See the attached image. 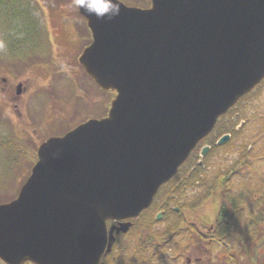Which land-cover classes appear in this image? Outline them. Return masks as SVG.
Returning <instances> with one entry per match:
<instances>
[{
    "label": "water",
    "instance_id": "95a60500",
    "mask_svg": "<svg viewBox=\"0 0 264 264\" xmlns=\"http://www.w3.org/2000/svg\"><path fill=\"white\" fill-rule=\"evenodd\" d=\"M120 3L113 20L79 9L92 31L80 63L117 94L107 116L44 141L18 196L0 203L6 264H101L115 232L133 225L108 221L148 208L219 117L264 79V0Z\"/></svg>",
    "mask_w": 264,
    "mask_h": 264
},
{
    "label": "rangeland",
    "instance_id": "374dc122",
    "mask_svg": "<svg viewBox=\"0 0 264 264\" xmlns=\"http://www.w3.org/2000/svg\"><path fill=\"white\" fill-rule=\"evenodd\" d=\"M122 1L144 7L151 2ZM74 4L75 0H0V202L17 195L36 160V149L46 137L63 134L88 118L106 115L115 97L114 90L101 89L78 61L86 38L91 35ZM81 28L83 33L79 31ZM57 30L63 33L61 43L55 35ZM5 76L7 80L3 79ZM19 82L27 87L22 94L16 92ZM234 125L239 127L240 134L224 143L227 147L220 144L221 148L212 152L210 149L204 168L208 172L204 175L213 176L218 166L226 169L242 154L252 152L248 154V165L238 166L239 171L229 184L234 191L240 189L243 181L258 185L242 186L245 189L242 195L247 199L240 204L247 206L243 214L249 218L254 216L257 203H248L247 188L253 190L254 198L255 193L264 190V81L220 118L215 130L199 143L176 179L193 170L194 163L202 158L200 153L205 144L218 140ZM243 142H248L245 153L239 147ZM188 179H184L187 184H179L183 193L176 203L170 204L166 197L167 191L173 192L172 187L157 194L154 203L136 217L130 234L118 238L105 264H187V256L194 258L207 253V240H200L193 229L208 228L214 223L212 207L224 201L223 194L219 188L215 196L202 201L204 205L195 203L193 208L198 207L191 209L189 204L199 191ZM175 206L181 208L182 219L187 218L185 222L178 220L181 216L172 211ZM162 209L165 213L156 220ZM233 222L232 236L212 243L208 257L215 261V253L238 247L240 264H264V243H260L264 239V220L252 228L243 219ZM171 226L177 232L170 234L166 242L161 240L159 236ZM247 229L257 235L247 234ZM242 246L248 250H242ZM197 249L202 253L197 254ZM0 264L5 263L0 260Z\"/></svg>",
    "mask_w": 264,
    "mask_h": 264
},
{
    "label": "trees",
    "instance_id": "16d2710c",
    "mask_svg": "<svg viewBox=\"0 0 264 264\" xmlns=\"http://www.w3.org/2000/svg\"><path fill=\"white\" fill-rule=\"evenodd\" d=\"M81 16V15H80ZM82 17V16H81ZM83 18V17H82ZM85 20V18H83ZM86 22V20H85ZM88 28V27H87ZM231 133L233 137H237L236 135L240 134V129L237 128V125H234L233 127L229 128L225 133ZM229 144V143H227ZM212 145V150L214 149H218L221 148L218 144H217V140L211 143ZM224 146L227 147V145L225 144ZM239 147L243 150V153H245L247 151V147H248V142H243L242 144H239ZM248 154L251 155L252 152H246L245 154H242V156H239L234 162H232L230 164V166H226L227 168L225 169L222 166H218L217 171L215 172V174L213 176H210L209 174H206L207 176H205L204 174L207 171H205V167H207V160L209 159L207 156L203 159L202 163H199L198 161L194 163V165L192 166L193 170L191 172H186L184 173V175L182 177H178L176 179V177L171 180L168 184L164 185L162 187V190L167 189L169 190V187H172V191H167L166 193V197L168 198V200H170V204L172 202H177L179 201V199L182 197L181 194L182 192V188H180L179 184H187L184 182L185 178H189L188 181H190V185L193 187H196V190H198L199 192H197V194L193 197V200H205L207 198H209L210 196L214 195L219 188H221V192L223 194L222 198H223V205H222V210H225L224 216L221 217L219 219V227L223 228L222 232L224 233H232L233 232V227H232V221L231 218L229 216V213L227 212L229 209H239L241 208L242 210L245 209V207H242L241 205H239L238 203H240L241 201H246L247 198L244 197V195H242V193L245 191V189L242 187L246 184L249 183V185H255L258 186L256 184H251V182L249 181H243V185L240 187V189L234 191L232 190V188H230V181L232 180V177L236 174V172H238V166H240L241 168L245 167L248 165ZM241 155V154H240ZM183 167L181 168L180 172L182 171ZM221 169V170H220ZM179 175V174H178ZM179 187V189H178ZM182 187V186H181ZM198 188V189H197ZM184 193H187V191L183 190ZM253 190H248L247 188V196L249 197V201L248 203H254L255 198L253 197V195L251 196V192ZM176 195H179V198L175 197ZM167 200V199H166ZM233 201L236 204H234L233 207H230L228 205H226V203ZM168 203V202H167ZM166 203V204H167ZM173 211V210H172ZM256 211V210H255ZM249 216V215H248ZM243 220H245L246 225L249 228L255 227L256 225V218H255V214L253 217L249 216V218H246V214H243V217H241ZM172 227V226H171ZM170 229H168L163 235L159 236L161 240H165V242L167 240H169V235L176 230L174 229V226ZM222 232H220V235H222ZM247 234H253L249 233L248 229H247ZM156 235L154 234V237ZM158 237V236H156ZM260 243H264V239L262 241H260ZM140 248H142L140 246ZM139 248V250H140ZM248 250L247 247L243 248L242 246V250Z\"/></svg>",
    "mask_w": 264,
    "mask_h": 264
},
{
    "label": "flooded vegetation",
    "instance_id": "af4514ba",
    "mask_svg": "<svg viewBox=\"0 0 264 264\" xmlns=\"http://www.w3.org/2000/svg\"><path fill=\"white\" fill-rule=\"evenodd\" d=\"M82 32L83 31H81V33ZM61 34H63V33H61V31H59V30H57V32L55 34L56 37H57V40L59 41V43L62 42V38H63ZM65 47H66V45H65ZM3 79L7 80V77L5 76ZM16 87H17L16 88V92H18L20 90V92L17 93V94L24 93V91H26V88H27L26 86L23 85L22 82H19ZM256 198L259 199L256 202L259 205L258 206L259 209H257V211H256L257 219L264 220V195H262V194L257 195ZM192 204L194 205L195 203H192ZM223 204H224L223 202L222 203L220 202V203H218V204H216L215 206L212 207L213 214L215 215V220H214V223L210 227H208V228L207 227H202V228L197 227V228L193 229V230H196V235H197V237L200 238V240H207V244L206 245L203 243V245L206 246L207 250L206 249L205 250L207 251V253H205V252L202 253V252L199 251V249H197V251H198L197 254L198 253H202V255H197L194 258L191 257V256H187V259H186L187 264H240L241 263V256H240V253L238 252L239 248H237V249H228L226 251H223L222 254H220V252L215 253V256H217V257H215V259H216L215 261L212 260L211 257H208V254L210 252H212L211 251L212 250V243L217 242V239L219 237H222L220 235V232H222L223 228L218 226L219 225L218 218H219V215H221L220 209L222 208ZM234 204H236V203L233 202V201H230V202L226 203V205H228L230 207H233ZM201 205H204V202H202ZM197 207L198 206L193 208V206H192V207H189V208L196 209ZM180 209H181L180 207L178 209H176V212H181ZM238 212H239V214H238ZM232 213H234L236 215V218L238 219L239 216L242 213V210L240 209V210L237 211V209H235V210H232ZM183 220H187V218L185 217ZM119 222H120L119 220L110 221L111 224L112 223H119ZM186 226H189V225L186 224ZM120 236H122V234H119L117 236V238H119ZM192 247H194V244H192ZM203 251H204V249H203Z\"/></svg>",
    "mask_w": 264,
    "mask_h": 264
},
{
    "label": "clouds",
    "instance_id": "9594fccd",
    "mask_svg": "<svg viewBox=\"0 0 264 264\" xmlns=\"http://www.w3.org/2000/svg\"><path fill=\"white\" fill-rule=\"evenodd\" d=\"M74 6L84 9L90 18L94 16L98 20H113L122 10L120 0H75Z\"/></svg>",
    "mask_w": 264,
    "mask_h": 264
}]
</instances>
